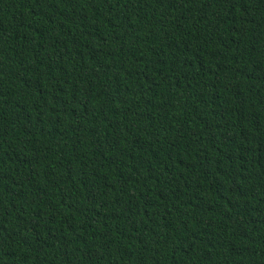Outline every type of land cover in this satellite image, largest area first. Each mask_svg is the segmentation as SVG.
Masks as SVG:
<instances>
[{
  "label": "trees",
  "instance_id": "trees-1",
  "mask_svg": "<svg viewBox=\"0 0 264 264\" xmlns=\"http://www.w3.org/2000/svg\"><path fill=\"white\" fill-rule=\"evenodd\" d=\"M0 264H264V0H0Z\"/></svg>",
  "mask_w": 264,
  "mask_h": 264
}]
</instances>
